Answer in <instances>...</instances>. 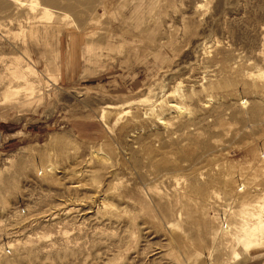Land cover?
Instances as JSON below:
<instances>
[{
  "label": "rangeland",
  "instance_id": "obj_1",
  "mask_svg": "<svg viewBox=\"0 0 264 264\" xmlns=\"http://www.w3.org/2000/svg\"><path fill=\"white\" fill-rule=\"evenodd\" d=\"M29 1L0 0V264H264V0Z\"/></svg>",
  "mask_w": 264,
  "mask_h": 264
},
{
  "label": "bare ground",
  "instance_id": "obj_2",
  "mask_svg": "<svg viewBox=\"0 0 264 264\" xmlns=\"http://www.w3.org/2000/svg\"><path fill=\"white\" fill-rule=\"evenodd\" d=\"M19 1V0H17ZM59 0H30L27 3V6L30 10L34 11L35 9H41V18H45L47 20L51 19V17L55 14H60L63 18V20H66L69 17V15L66 14V12L60 13L57 8V2ZM66 1H71V0H66ZM78 2H84V3H88L91 0H75ZM22 3V2H21ZM26 5V4H25ZM0 6H2V4H0ZM71 23L74 24L76 26V29L79 30L78 26L75 24V22L73 20H71Z\"/></svg>",
  "mask_w": 264,
  "mask_h": 264
}]
</instances>
